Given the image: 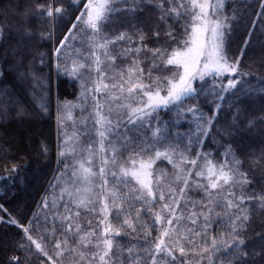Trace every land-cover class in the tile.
<instances>
[{
  "label": "snow or ice",
  "instance_id": "1",
  "mask_svg": "<svg viewBox=\"0 0 264 264\" xmlns=\"http://www.w3.org/2000/svg\"><path fill=\"white\" fill-rule=\"evenodd\" d=\"M259 4L237 55L230 44L244 9L227 0H0V123L31 118L21 98L29 80L51 90L37 76V32L52 41L39 60L54 67L57 87L61 77L76 85L73 101L57 97L58 171L37 209L27 223L0 216L5 231L19 229L0 264H264V227L253 218L264 187L234 147L264 124L249 115L257 89L244 67L258 23L264 37ZM37 106L47 113V93ZM49 151L42 142L38 155L47 161ZM4 159L2 181L29 163Z\"/></svg>",
  "mask_w": 264,
  "mask_h": 264
},
{
  "label": "trees",
  "instance_id": "2",
  "mask_svg": "<svg viewBox=\"0 0 264 264\" xmlns=\"http://www.w3.org/2000/svg\"><path fill=\"white\" fill-rule=\"evenodd\" d=\"M228 6L232 7L236 3L239 7L244 9L241 16V24L237 27L230 44V48L235 54H239V49L243 45V37L248 33L244 31L245 26L251 27V21L256 18V12L260 8L259 0H227ZM150 11V6L145 9L143 15L147 16ZM2 19V18H0ZM34 28L42 26L43 22L33 19L30 21ZM47 27V25H44ZM66 30L63 23L57 27V34L62 35ZM262 31L261 25L258 23L256 31L253 34L254 48H249L248 55L244 57V67L251 68L254 75L250 82H255L254 87L257 89L256 97L250 101L249 115L259 119L264 115V97L259 95V88L261 85L258 80L259 77H264V59L261 57V49L264 48V37L260 35ZM37 39L32 41V55L36 57L35 67L38 69L37 76L41 80H47L51 84V90L43 84L37 85L33 88L31 80H29L23 87L28 89L29 94H21V98L25 101L31 118L26 119L23 125H20L15 118L9 119L7 122L0 123V173L3 172L4 167L11 166V162L4 158L19 159L23 157L28 161V167L25 168L15 180L2 181L0 180V205H3L4 212L0 209V216L8 219L9 216L15 217L21 223H27L28 218L33 215L37 209V204L41 200L42 195L48 185L50 179L53 178L56 169V153L58 142V125H57V97L60 101L65 99L73 101L76 96V85L69 83L66 77L59 79V86L57 87V80L54 67L48 64L47 59L41 65L39 60V53H50L52 48V41L40 40L39 32L36 33ZM51 68V71H50ZM258 74V75H257ZM5 83L14 84V79L11 74H7ZM15 87H20L15 85ZM34 92L33 97L30 93ZM48 95V111L43 112L37 105L42 97ZM73 115L79 116V110H75ZM173 115L169 113L164 115L161 112L162 120H168ZM230 115V114H229ZM184 128L188 127L187 122L181 121ZM23 131H19L20 129ZM71 125L69 124V129ZM18 134L14 135V133ZM44 143L49 148L50 159L45 161L43 157L38 154L40 152L41 143ZM234 147L240 149L242 160L245 168L252 170V174L256 177L257 184L254 185L257 189L264 187V162L259 160L261 149L264 148V124L257 123L245 135L243 141L237 140ZM249 152L255 153L254 156L247 155ZM41 161L40 165L36 164V160ZM165 164L159 165L164 167ZM170 168V166H168ZM264 216V211L254 212V221L257 222V229L264 227L260 224V217ZM19 229L10 227L6 231L0 226V253L4 251L3 244L7 242L9 246L17 238ZM54 243V242H53ZM123 243V241H122ZM259 241L255 242V246L259 247ZM125 246H127L125 244ZM259 264V262H257Z\"/></svg>",
  "mask_w": 264,
  "mask_h": 264
}]
</instances>
